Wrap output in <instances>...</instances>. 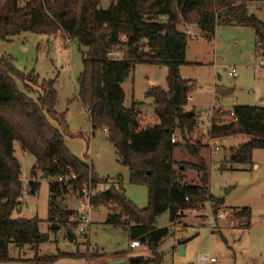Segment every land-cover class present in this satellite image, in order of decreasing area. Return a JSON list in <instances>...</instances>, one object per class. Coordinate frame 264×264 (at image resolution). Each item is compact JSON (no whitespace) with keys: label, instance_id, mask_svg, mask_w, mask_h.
<instances>
[{"label":"trees","instance_id":"1","mask_svg":"<svg viewBox=\"0 0 264 264\" xmlns=\"http://www.w3.org/2000/svg\"><path fill=\"white\" fill-rule=\"evenodd\" d=\"M248 1L264 0H116L106 9L98 8L99 0H0L1 40L12 41L27 32L49 38L61 34L85 48L76 80L77 98L92 129L106 130L119 161L129 169V183L145 186L148 194L146 206L138 208L126 197L120 177L117 186L97 190L108 179L94 173L87 152L80 159L65 146L64 136L87 139V133L70 130L65 114L56 111L54 81H40L37 75L19 71L11 60L0 56V262L13 260L8 254L11 243L19 248L31 246L36 253L29 260L33 264H51L59 258V254H37L39 245L48 240L39 231V219L13 217L24 189L21 165L14 156L16 144L34 160L25 185L29 195L38 192L41 174H48L49 196L60 202L76 196L77 187L55 182L56 176L71 171L79 182L90 177L94 207L100 204L111 210L105 222L128 226L130 239L138 240L147 250L142 259L129 264H160L158 247L170 234L168 228L156 227L161 214L167 213L174 223L209 201L213 212L219 209L223 202L209 192L208 169L199 155L201 144L181 145L198 126L199 118L193 109H186L193 85L179 72L186 64L189 37L183 25L197 24L206 39L213 37L218 23L249 26L264 56V23L248 11ZM114 49H123V55L110 56ZM138 63L168 69L166 89L153 86L145 92V97L152 99L158 123L144 128L137 120V104L124 106L122 88ZM223 115L229 120L222 121ZM209 134L245 136L244 142L230 149V162L253 164V151L264 149V106L235 105L221 113L215 111ZM172 135L175 142H171ZM180 148L195 162L176 163L173 154ZM189 170L199 175L195 185L183 182ZM73 214L69 208L60 210L50 204L48 221L75 226ZM238 215L250 219L251 211L245 207ZM67 237L73 239L71 233Z\"/></svg>","mask_w":264,"mask_h":264},{"label":"rangeland","instance_id":"2","mask_svg":"<svg viewBox=\"0 0 264 264\" xmlns=\"http://www.w3.org/2000/svg\"><path fill=\"white\" fill-rule=\"evenodd\" d=\"M115 1L99 0L98 8L106 9ZM247 4L248 11L264 23V1H248ZM191 26L195 28L190 29L192 37L188 34L186 64L179 69L181 77L193 85L186 109H193L199 119H204V112L213 106L214 112L218 110L220 113L231 108L233 102L238 105L264 106V65L256 67L261 60L264 61V56L257 48L254 30L249 26L218 23L213 37L206 39L200 36L197 24ZM83 50L85 48L61 34L49 38L27 32L12 41L0 39V56L11 60L19 71L33 73L40 81H54L53 87L58 98L56 111L65 114L70 130L87 133V139L64 136L65 146L80 159L87 152V163L92 166L94 173L99 178L108 179L105 184H99L97 190L117 186V178L120 177L126 197L138 208H144L148 200L147 188L129 183V169L119 161L107 132L104 129H92L88 113L77 98L76 80L82 71ZM123 51L120 49L119 56L112 57L122 56ZM232 68L237 71L238 76L235 78L228 73ZM167 72L165 65L138 63L122 84L124 106L129 108L132 103L137 104V120L141 128L158 123L153 113L152 99L146 98L145 92L153 86L166 89ZM217 87L229 88L231 91L219 95L215 93ZM220 119L226 122L229 117L223 115ZM177 138L180 139L179 136ZM222 138H226V141L219 151H212L210 141L213 138L197 126L195 132L188 136L187 142L181 145L185 146L189 142L201 144L199 155L205 160L208 169L209 192L214 198L222 200L219 210L228 213L226 219L220 221L216 228L209 227L206 216L210 210L213 211L210 201L202 209L186 212L174 223L169 221L167 213L158 216L156 227H166L170 232L158 247L160 264H206L199 262L201 254L215 258V264H264V149L253 151V164L231 163L230 149L244 142L246 137ZM17 154L21 160L25 188L33 159L29 155L21 157L19 151ZM173 159L179 164L195 162L183 148L174 151ZM43 180H47V177ZM198 181L196 171L185 172L183 182L195 185ZM40 182L38 192L35 195L28 194L21 202V214H17V211L13 213V217L40 220L39 231L46 234L48 240L39 245V256L59 254V258L54 261L59 264H112V261L124 258L127 261L118 264H129L130 257L142 252L147 255L143 247L129 250L128 226H114L105 222L107 214L111 213L105 205L99 204L93 209L91 224L84 235L70 223L63 225L48 221L51 204L48 184L46 181ZM227 187L232 189L225 194L224 189ZM72 198H67L69 209L76 207ZM245 207L251 211L250 219L238 215ZM53 225L58 227L53 229ZM69 233L73 235L72 240L67 237ZM185 239L184 254L180 255L177 252L178 242ZM63 253L75 256H65ZM8 254L13 260L0 264H33L29 260L36 253L29 245L19 248L11 243Z\"/></svg>","mask_w":264,"mask_h":264},{"label":"built area","instance_id":"3","mask_svg":"<svg viewBox=\"0 0 264 264\" xmlns=\"http://www.w3.org/2000/svg\"><path fill=\"white\" fill-rule=\"evenodd\" d=\"M185 31L187 34L191 35V32L189 30V25L184 24L183 25ZM188 35V36H189ZM193 35H191L192 37ZM201 37H203L200 34ZM113 50L110 52V56L118 55L120 54L119 50L117 51ZM264 65V61L261 60L258 64H256V67H261ZM229 75L231 77H237V71L235 68H232L228 71ZM190 99V96H188V100ZM215 107L213 106L210 109H207L204 113L206 114V117L204 119H199L198 118V126L202 127L204 134L209 135V129L212 126V118H213V113H214ZM105 130V129H104ZM106 131V130H105ZM195 132V130L193 131ZM213 140H211V148L212 151H219L220 147L222 146L223 142L226 141V138L222 137H212ZM176 141V136L172 135L171 137V142ZM55 182L63 184V185H70L73 187L74 185L77 187V193H76V207L74 208V214H73V220L76 223V228L80 234H86L88 231V228L91 224V212L95 208L93 203H92V197H93V189H92V183L90 177H88L87 180L78 181V175L68 171L65 174H61L56 176L53 179ZM28 196V191L26 188H24L21 192L20 197L18 200L22 202L26 197ZM194 209L193 211H195ZM232 210V209H230ZM228 213L217 210L216 212H213L210 210L207 214V224L209 225L210 228H216L217 224L226 219V215ZM130 247L131 248H136V247H141L139 244L138 240H131L130 242ZM199 262L201 263H206V264H215L217 260L213 257H209L208 255L201 254L198 258Z\"/></svg>","mask_w":264,"mask_h":264},{"label":"water","instance_id":"4","mask_svg":"<svg viewBox=\"0 0 264 264\" xmlns=\"http://www.w3.org/2000/svg\"><path fill=\"white\" fill-rule=\"evenodd\" d=\"M228 91H229V89H224V88H217L216 89V93L217 94H225ZM47 176H48L47 173L42 174V175H40V179L43 180ZM231 189H232L231 187L225 188L224 189V193L228 194ZM50 203L51 204H55L58 207V209H60V210H63V209L67 208V204L65 202L54 201V196L53 195L50 196ZM57 227H58V225H53L52 226L53 229L57 228ZM186 242H187V239L178 242V249H177L178 254H180V255L184 254V244ZM142 258H143V256H141V255L140 256H132V257L129 258V261H135V260H139V259H142ZM125 261H126V259H120V260L112 261L111 263L112 264H118V263H123Z\"/></svg>","mask_w":264,"mask_h":264},{"label":"crops","instance_id":"5","mask_svg":"<svg viewBox=\"0 0 264 264\" xmlns=\"http://www.w3.org/2000/svg\"><path fill=\"white\" fill-rule=\"evenodd\" d=\"M192 28H195V27H189V30L190 29H192ZM217 88H224V87H217ZM216 88V89H217ZM216 89H215V93H216ZM224 89H229V88H224ZM231 91V89H229V91L227 92V93H229ZM227 93H225V94H227ZM225 94H219V95H225ZM189 100H191V97H190V99ZM235 105H238L236 102H233V104H232V106H235ZM85 109V108H84ZM226 109H231V108H226ZM17 151H19V154H20V156L21 157H25V156H28V154L27 153H25L24 151H22L21 149H20V147H19V145L18 144H16L15 146H14V156L18 159V161L20 162V165H21V160H19V156H18V154H17ZM30 156V155H29ZM33 159V158H32ZM33 162H34V160H33ZM33 162H32V164H33ZM31 164V165H32ZM21 178H23V176H22V170H21ZM39 180L40 181H46L47 182V184H48V181L47 180H41L40 179V176H39ZM28 181V180H27ZM26 181V182H27ZM40 185H41V182H40ZM72 199H74L75 200V203H76V196H73V198ZM68 201H69V199H67L66 201H65V203L67 204V208H68ZM96 209V207L94 208V210ZM71 210H74V207L73 208H71ZM17 214H21V208L19 207V209L17 210ZM108 215V214H107ZM107 217V216H106ZM15 218H20L19 216H17V217H15ZM27 219V218H26ZM105 220H106V218H105ZM130 242H131V239H130ZM130 242H129V245H128V248H129V250H133V251H135L137 248H139V247H136V248H131L130 247ZM145 249V248H144ZM142 256V255H145L143 252L142 253H139V254H137V255H134V256ZM124 259H126V258H124ZM126 261H127V259H126ZM52 264H59V263H52Z\"/></svg>","mask_w":264,"mask_h":264}]
</instances>
